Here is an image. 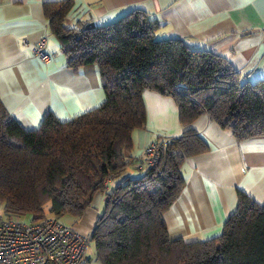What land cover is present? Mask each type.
I'll use <instances>...</instances> for the list:
<instances>
[{
	"label": "trees",
	"instance_id": "trees-1",
	"mask_svg": "<svg viewBox=\"0 0 264 264\" xmlns=\"http://www.w3.org/2000/svg\"><path fill=\"white\" fill-rule=\"evenodd\" d=\"M70 6L43 4L46 32L66 67H98L105 100L65 122L48 113L34 130L0 100V220L80 217L101 196L90 234L99 264H264V204L243 193L220 235L169 238L162 215L183 189L181 166L209 149L195 130L169 140L155 166L139 169L142 155L124 156L132 132L145 127L146 90L171 99L182 126L206 116L238 142L264 137V79L249 82L224 57L182 39H157L159 23L140 10L88 30L81 22L67 28ZM129 166L136 177L125 175Z\"/></svg>",
	"mask_w": 264,
	"mask_h": 264
},
{
	"label": "crops",
	"instance_id": "crops-1",
	"mask_svg": "<svg viewBox=\"0 0 264 264\" xmlns=\"http://www.w3.org/2000/svg\"><path fill=\"white\" fill-rule=\"evenodd\" d=\"M66 1L0 0V100L25 130L37 129L48 113L65 122L105 100L98 67L86 65L76 72L66 67L52 36L46 53L55 57L44 63L34 56L47 33L43 4ZM133 10L159 23L157 39H182L193 49L224 57L249 82L264 79V0H71L63 23L67 28L77 22L95 27ZM142 101L145 127L132 132L125 157L137 159L149 142L178 137L186 129L195 130L209 146L181 166L183 189L162 215L170 239L198 242L220 235L237 209L239 193L264 204V137L238 142L206 116L182 126L172 100L153 91H144ZM135 170L126 169L137 176ZM95 202L97 207L80 217L60 219L67 217L64 225L89 235L102 211L98 198Z\"/></svg>",
	"mask_w": 264,
	"mask_h": 264
},
{
	"label": "built area",
	"instance_id": "built-area-1",
	"mask_svg": "<svg viewBox=\"0 0 264 264\" xmlns=\"http://www.w3.org/2000/svg\"><path fill=\"white\" fill-rule=\"evenodd\" d=\"M47 37L46 33L33 49L34 56L44 63L55 57L46 53ZM167 142L151 141L142 152L139 169L157 165ZM89 244L90 234L80 235L57 217L36 223L14 217L0 220V264H86Z\"/></svg>",
	"mask_w": 264,
	"mask_h": 264
},
{
	"label": "rangeland",
	"instance_id": "rangeland-1",
	"mask_svg": "<svg viewBox=\"0 0 264 264\" xmlns=\"http://www.w3.org/2000/svg\"><path fill=\"white\" fill-rule=\"evenodd\" d=\"M61 6V5H60ZM49 36V35H48ZM47 39H48V37H47ZM46 45H47V41H46ZM136 131V130H135ZM163 140V139H168V138H166V137H162V138H158V139H156L155 141H158V140ZM172 138H169L168 140H171ZM151 142H149L146 146H145V148H147L148 147V145L150 144ZM144 148V149H145ZM143 149V150H144ZM135 172L136 173H138L136 170H135ZM126 174L128 173L127 171L125 172ZM127 175H129V173L127 174ZM129 176H136V175H134V174H130ZM107 182H109V179H105V181H104V183H107ZM112 187V184H110L109 185V188L107 187V190L109 191L110 189H112L111 188ZM111 191V190H110ZM100 197L101 196H98V200H99V202L100 203H98L97 202V205L99 204V207L102 209V211H103V199H100ZM102 198V197H101ZM94 207H97L96 206V202H95V204L93 205V208ZM45 210H47V208H48V205H45ZM102 211H101V213H102ZM0 216H3V211H2V206H1V204H0ZM67 218V217H66ZM66 218H63L62 220L60 219V222L61 223H65V221H66ZM20 220L21 221H23V222H26V221H28V217L27 216H24V217H21L20 218ZM66 225V224H65ZM66 226H68V225H66ZM70 227V226H69ZM87 257H88V261H86V263L87 264H99L97 261H96V259H95V248H94V244L91 242L90 244H89V247H88V249H87Z\"/></svg>",
	"mask_w": 264,
	"mask_h": 264
},
{
	"label": "water",
	"instance_id": "water-1",
	"mask_svg": "<svg viewBox=\"0 0 264 264\" xmlns=\"http://www.w3.org/2000/svg\"><path fill=\"white\" fill-rule=\"evenodd\" d=\"M94 28V24L93 23H90L88 25L85 26V29L88 30V29H92Z\"/></svg>",
	"mask_w": 264,
	"mask_h": 264
}]
</instances>
